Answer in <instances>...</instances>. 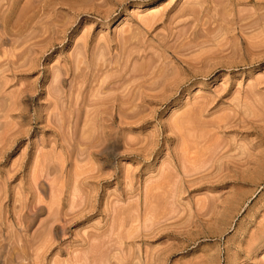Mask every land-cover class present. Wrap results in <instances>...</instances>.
Instances as JSON below:
<instances>
[{
  "label": "rangeland",
  "instance_id": "obj_1",
  "mask_svg": "<svg viewBox=\"0 0 264 264\" xmlns=\"http://www.w3.org/2000/svg\"><path fill=\"white\" fill-rule=\"evenodd\" d=\"M0 264H264V0H0Z\"/></svg>",
  "mask_w": 264,
  "mask_h": 264
}]
</instances>
